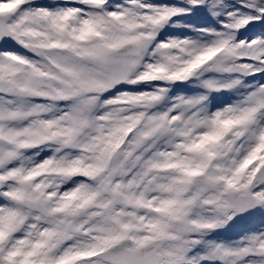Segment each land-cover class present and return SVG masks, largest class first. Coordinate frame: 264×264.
Returning a JSON list of instances; mask_svg holds the SVG:
<instances>
[{"label":"snow or ice","instance_id":"6c2138e0","mask_svg":"<svg viewBox=\"0 0 264 264\" xmlns=\"http://www.w3.org/2000/svg\"><path fill=\"white\" fill-rule=\"evenodd\" d=\"M0 264H264V0H0Z\"/></svg>","mask_w":264,"mask_h":264},{"label":"rangeland","instance_id":"374dc122","mask_svg":"<svg viewBox=\"0 0 264 264\" xmlns=\"http://www.w3.org/2000/svg\"><path fill=\"white\" fill-rule=\"evenodd\" d=\"M253 225H249L248 227H252ZM247 228V227H246ZM244 228H232L226 232L223 233V238H235L237 237L240 232L243 230Z\"/></svg>","mask_w":264,"mask_h":264},{"label":"trees","instance_id":"16d2710c","mask_svg":"<svg viewBox=\"0 0 264 264\" xmlns=\"http://www.w3.org/2000/svg\"><path fill=\"white\" fill-rule=\"evenodd\" d=\"M257 31H259V30H257Z\"/></svg>","mask_w":264,"mask_h":264}]
</instances>
